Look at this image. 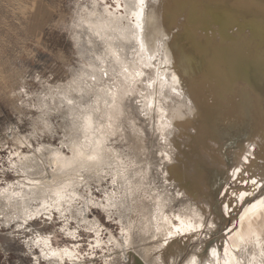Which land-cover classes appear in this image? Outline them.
I'll return each instance as SVG.
<instances>
[{"label": "bare ground", "instance_id": "1", "mask_svg": "<svg viewBox=\"0 0 264 264\" xmlns=\"http://www.w3.org/2000/svg\"><path fill=\"white\" fill-rule=\"evenodd\" d=\"M114 1L116 6L120 4L119 0ZM221 1L222 3H225V1L229 2L231 5H218L215 3ZM244 1L213 0V2H210L212 4H210L205 2V0H158L157 2L155 0H145V20L141 21L142 28L138 29L136 28L137 18L134 13L139 6L136 0H127V7L124 8L123 14L119 12L120 5L112 10L107 8L113 12L114 17L123 19L117 20L115 24L116 31H101L100 36H98L100 39L99 43L103 46L101 54L99 53L100 47L96 48L89 38H85V41L80 42L79 38H82L83 33H77L75 29L74 42L79 49L77 50L80 53L81 51L88 52L89 55L96 56L95 61L99 57V66L94 65L91 67L90 63H88L89 66L85 65L81 68L82 70L80 71L82 72H76L78 73L77 76H79V73L86 74V80L81 76H79V79L76 78L77 80H74L75 88L73 85V88H69L71 86L68 87L66 84L67 86L64 88H56L57 90L49 91V97L45 94L43 98L36 99L37 107L41 111L39 113L41 114L40 121L45 123L44 127L51 135L52 124L47 119L49 117V98L52 100L49 105L50 108H56L60 115L62 114V119H64V114L67 116L69 113L72 122L74 121L72 126L68 125L69 127L66 123H62L63 138H59V140L61 139L59 141L61 146L66 143L67 150L70 151V157L63 154L61 146L35 148L29 144L28 146L32 148L31 151H27V153L19 152L24 143L12 139L13 137L11 138L12 141H15V145L18 143V148L14 146L16 151L10 153L13 158L9 162V169L16 172V175H22L23 179L16 178L13 183L5 182L6 185L0 184V228L11 230L8 236L14 238L15 236L26 234L25 232L31 227L29 222L32 219L41 218L42 215L51 216L55 212L59 217L72 216V213H74V215L82 216L81 223L92 225L91 228L94 229L92 231L96 236L95 244L103 243L99 237L98 230L94 226L95 223L92 224L87 217H83L85 207H88L89 202L86 200L84 205L81 206L79 203L76 206L72 205L76 201V197L79 196L77 191L81 186L78 181H75L73 176L81 177L90 169V167L84 165L82 158L77 154L82 150L80 145L83 143L87 147L89 142H91V146L95 147L97 140H101L103 136V122L100 125L101 121L96 116L105 117L106 112L100 107V103L102 102L105 106V99L108 96H105L101 92L102 89H99V85L103 82L102 76L104 75L100 69L103 68L108 75L112 73L111 69H115L116 72L122 74L120 72L122 69L118 66L115 67L113 64V61L117 58L113 57L112 53L115 52L118 59L123 60L121 62L124 64L123 66L127 67L123 55L127 58L129 48L130 50H138V62L143 67H146V70L153 67L156 72V78L159 79V82L161 81L160 84L164 87V89H159L160 85L156 84L155 80L154 86H152V93H147L148 89H144V94L139 98L141 101L137 105L138 107L144 106L145 103V109L147 110L145 113L150 112L151 146L154 148L157 157L153 167H155L156 172L159 170L158 174L155 173V175L165 186L163 195H160L158 191L153 193L156 199H165L170 192L174 201H178L185 210H192L190 196L195 198L197 194L204 192V189L215 193L216 187L222 181V177H227L225 169L226 167L228 168L229 160H222L221 156L216 154L215 150L210 147V142H213L214 145H219L218 152H224L226 147H229L233 141H244L248 138L249 140L240 152L242 155L240 156L241 163L239 168L242 172L244 167H252L250 163L261 154L263 156L262 170H264V6H260L263 8L262 10H257V7L248 9ZM259 1L263 2V0ZM197 3H201L200 6L202 8L199 7V11L195 7ZM174 8H178V10L187 9L186 14L191 21L199 22L205 30H208L211 21L214 24H218L221 35L228 39L225 44L217 43L212 45L209 38H205V41L197 39L192 30L187 31L188 35L181 43V46L186 49L183 50L181 56L178 55L177 50H174L173 55L178 69L182 75L186 76H184L183 82H185L184 85L188 91L184 88L182 90L179 79L169 67L172 58H169L164 49L163 39L157 36L159 26L172 23V10ZM105 10L106 7L101 6L93 10L85 9L86 15L84 17L83 15L80 16L77 21H85L88 28L90 24L101 25L104 21L111 19L106 15ZM201 18L202 20H200ZM239 19H241V22H238ZM75 26L77 28L81 27L80 24H75ZM233 27H237L241 33L237 31L240 34L235 35V37L228 36L226 32L230 28L233 29ZM244 29H248L250 33L242 35ZM93 30L95 33L97 29L93 27ZM118 43H121L122 50L124 53L126 52L125 54L116 52V47L113 46H117ZM141 44L145 45L143 51ZM85 45H93V47L88 51ZM139 47L140 49H138ZM84 59H87V57ZM179 59L183 60L181 62L184 64L178 62ZM151 61L154 62L151 63ZM185 66L187 69H183ZM93 75L96 79L91 83L89 79ZM126 75L132 78V70L128 69V72L123 74V77ZM173 77H175V80H173ZM187 77L195 79H193L195 86H189V82L186 80ZM136 85L132 87L135 91ZM72 89L74 93H79L80 100H83L84 103L78 101L77 96L73 95ZM93 90L94 92H92ZM95 90H100V93ZM91 95L97 98L98 105H92ZM67 99L75 100L76 104H80L81 107L78 109L75 105H68ZM147 104L151 105V107H147ZM89 105L93 109H98L94 113L96 134L91 130H80L76 126L77 121L75 118L79 116L81 109H85ZM62 107L66 108V111H61ZM154 112L161 113L158 120L153 118L152 114ZM98 113H101L102 116ZM69 122L71 121L67 123ZM214 122L217 125L220 123V129L224 133L218 134L213 129L212 133L216 132L215 134L218 135L217 139L210 131H207L209 124ZM226 129L229 131L227 132ZM123 130L124 132H130L132 135L140 131L130 123H124ZM52 137L54 136L52 135ZM38 149L39 151H37ZM73 149H76V151L74 152ZM117 152L118 149L114 148L111 155L108 154V156H115L117 159ZM246 155L248 156L247 160H245ZM175 156L179 158L184 156L190 159L192 163L191 177L183 173L180 165V160L182 159L176 161ZM171 161L175 164L172 167L170 166ZM103 165L114 166L112 161L108 160L97 165V170L104 171ZM109 169L111 168L109 167ZM254 170L255 168L252 169V171ZM241 172L237 173L236 179L233 180L235 184L239 183ZM194 176L197 178L195 179ZM103 178L102 174L98 177V180L101 182ZM112 186L114 185L112 184ZM263 187L264 173L257 179L256 184L252 183L253 198L256 193H259L258 198L264 197V190L261 192ZM54 193H59V195H54ZM134 194L135 191L132 188H129L126 193L130 199V211L127 212L129 214L125 217L128 219L132 215L133 220L124 230L130 234L131 228H135L136 225L137 227H142L143 220L146 219V226L151 234L145 236V243L154 241L156 238H162L163 241V238L170 231L174 235L177 228H180L181 235L193 233V231L189 230V226L195 228L196 231L199 230L200 222L189 215L182 216V214L159 209L157 212H152L150 216L145 217L143 213L139 212L140 209L135 207ZM249 195L250 192L242 194L243 197H248ZM101 200L97 204L103 211L107 214L115 211L113 209L115 207L114 199L105 197L102 202ZM247 200L248 198H245L243 201ZM53 201H56V203H53ZM165 201L172 202L169 199ZM90 203L94 205L93 200ZM167 207L171 208L172 205L168 204ZM118 215L119 222L122 223L125 217ZM13 227L14 229H12ZM213 227L208 230L212 231ZM157 229L160 231H157ZM66 231L67 236L74 237L75 234L73 232H70V230ZM121 233L123 234L121 235L122 237L126 234L123 230ZM233 239L235 242L234 249L239 254V257L244 260V264H264V198L255 204L245 218L242 219L240 230L235 233ZM178 240L180 241V251L182 253L185 250V242L180 237ZM128 241L130 243L136 242L131 235ZM108 244L116 247L117 241L111 237L108 240ZM24 246L32 257L34 264L43 262L45 264H64L66 260L72 264H81L76 257V246L62 249L54 248L50 237L41 233L24 241ZM210 248L207 252L206 248H198L192 253V255H196L198 264L200 262L202 264L216 263L212 250L215 249L217 253L218 247L214 245ZM138 250H141L139 254L144 259L142 260L144 262L135 257L137 264H152L153 261L157 262V257L160 258V264H164L160 254L162 249L159 246H148L147 248L143 246V248L140 247ZM120 255V252L108 255L106 260H104V264L117 262L115 258L117 259ZM150 255H152V259L147 257ZM129 256L134 258L130 254Z\"/></svg>", "mask_w": 264, "mask_h": 264}, {"label": "rangeland", "instance_id": "2", "mask_svg": "<svg viewBox=\"0 0 264 264\" xmlns=\"http://www.w3.org/2000/svg\"><path fill=\"white\" fill-rule=\"evenodd\" d=\"M119 1V12L123 14L127 0ZM98 6L106 7L109 10L117 8L114 0H0V184L13 183L16 178L23 179L22 175H16V172L9 169V162L13 158L10 153L16 151L14 146L18 148V143L15 145V141L11 140L12 137V139L24 143L19 152L31 151L32 148L28 146L29 144L35 148L60 147L59 141L63 138L62 123H66L67 126L73 125L74 121L72 122L69 113L67 116L64 114V121L61 118L62 114L60 115L56 108H50L49 105L52 100L49 98V117L47 119L52 124L51 129L54 136L52 137L44 127L45 123L40 121L41 114L39 113L41 111L37 107L36 99L43 98L45 94L49 97V91L61 89L67 85L68 87L71 86L69 88H73L75 86L74 80L79 79V76L86 80V74L79 73L77 76L78 73L76 72H82L80 71L81 68L85 65L89 66L88 63L91 67L99 66L100 61H95L96 56L89 55L88 52L81 51L80 53L74 42L76 29L77 33H83L82 38H79L80 42L89 38L96 48L100 47L99 53L101 54L103 46L99 43L100 39L94 34L93 28L90 31L86 27L85 21H77L80 16L86 15L85 9L93 10ZM75 24H80L81 27L77 28ZM85 46L88 51L93 47V45ZM113 47H116L118 53H126L122 50L121 43ZM128 50L127 58L125 55L123 56L127 68L132 70V78L127 75L123 77L125 72L122 70L120 76L116 75V71L112 69V73L108 77L102 76L103 82L99 85V89H102L101 92L105 95L103 89L111 88L113 95L108 96L107 99H110V102L105 106L102 102L100 103V107L106 112L104 121L98 115L96 116L101 121L100 125L103 122L101 139L104 141L103 154L105 159L103 162L109 160L108 154L111 155L114 148L118 149V158L111 160L114 165L109 166L111 169L103 165L104 171H99L97 166H93L83 176H73L81 186L77 191L79 196L76 197V201L72 205L76 206L79 203L81 206L86 200L89 202L88 207H85L83 217H87L90 223H95L94 226L103 243L95 244L96 236L92 231V225L81 223L82 216L76 214L75 216L72 213V216L59 217L55 212L51 216L42 215L41 218L32 219L29 222L31 227L25 232V235L12 238L8 236L11 230L0 228V264H34L24 246V241L38 233L49 236L54 248L62 249L76 246V257L81 264H104L106 257L114 252L117 254L120 252L121 255L117 259L115 258L117 262L113 264H137L135 257L141 261L144 260L140 256L141 250L138 248L160 246L163 241L162 238H156L149 243L144 242L145 236L151 234L146 226V219L143 220L142 227L136 225L135 228H131L130 234L124 230L133 220L132 215L128 219L125 217L130 211V199L126 195L129 188L135 191L133 195V199L136 200L135 207L139 208V212L143 213L145 217L150 216L152 212L163 209L171 211V213L182 214V216L189 215L200 222L198 231L190 235L175 233L172 236L169 244L161 248L160 254L163 261L166 259L168 264H184L198 248H206L207 252L211 249L210 247L215 245L218 247L217 253L214 255L215 264L245 263L234 249L233 238L235 233L240 230L242 219L255 204L264 198L263 196L258 198L259 193H256L253 198L254 190L252 189V181H257L264 173L262 170L263 156L260 154L253 159L250 163L252 167H246L247 169L244 167L239 183L235 184L233 182L237 175L235 169L239 168L241 163L240 156L242 154L240 152L249 139L233 141L224 152H218L219 145L210 142V147L221 156L222 160H229L228 168L225 169L227 177H222L215 193L204 189V192L197 194L195 198L190 196L192 210H185L178 201L173 200V195L170 192L165 199H156L153 193L158 191L160 195H163L165 186L155 175V173L158 174L159 170L156 172L155 167H153L157 157L154 148L151 146L150 112L145 113L147 111L145 103L144 106L138 107L137 105L141 101L139 98L144 94V89H148L147 93H152L155 80L156 84L160 85L159 89H164V87L161 86V81L159 82V79L156 78L153 67L146 70V67L138 62V50H130V48ZM85 57L88 60L84 59ZM122 61V59H115L113 64L115 67L123 66ZM137 71L142 72L143 76H137ZM75 73L76 75H74ZM89 82L93 83L94 80L90 78ZM149 84L152 86L148 87ZM134 85H136L137 92L132 88ZM71 91L73 95L77 96L78 101L83 102L80 100L78 92L74 93L73 89ZM95 91L100 93V90ZM90 97L93 100L92 105H98L97 98L94 95ZM112 99H114V103L111 102ZM79 107H81L80 104L78 109ZM63 110L66 111V108L62 107L61 111ZM98 114L102 116L101 113ZM152 115L158 120L161 113L154 112ZM68 121L71 122L67 123ZM124 123H130L140 131L135 135L128 131L124 132ZM218 125L215 122L210 123L209 128H207V131H210L215 138L218 135L215 134L216 132L212 133L213 129L218 134H224ZM59 138L61 139L59 140ZM61 147L63 154L70 157L66 143ZM175 159L176 161L182 159L180 160L182 171L191 177L192 163L190 159L184 156L183 158L175 156ZM173 165H175L173 162L170 163L171 167ZM254 168L255 170L252 171ZM121 173L125 178L121 177ZM102 174L104 178L100 182L98 177ZM114 178L115 182H113ZM194 178L197 177L194 176ZM263 190L264 187L261 192ZM247 192H250V195L243 197L242 194ZM105 197H110L115 202L113 208L115 211L110 214L103 211L97 204L101 199L102 202ZM245 198L248 200L243 201ZM166 199L172 200V202H167ZM91 200H93L94 205L90 203ZM168 204H171L172 207L168 208ZM118 214L125 217L122 223L119 222ZM209 224L215 225L212 231L208 230ZM66 230L73 232L74 237L67 236ZM122 230L126 233L123 237L121 236L123 235ZM130 235L136 242L130 243L128 241ZM111 237L116 239V247L108 244ZM179 237L185 242V250L182 253ZM126 240L128 241L127 245L125 244ZM201 253L203 252L201 251ZM129 254L134 258L128 257ZM147 257L152 259V255ZM155 263L157 264V262H152V264ZM64 264L72 263L66 260Z\"/></svg>", "mask_w": 264, "mask_h": 264}, {"label": "snow or ice", "instance_id": "3", "mask_svg": "<svg viewBox=\"0 0 264 264\" xmlns=\"http://www.w3.org/2000/svg\"><path fill=\"white\" fill-rule=\"evenodd\" d=\"M136 3L138 4L139 7H138V10L134 13V15H136V18H137L136 28L139 29V28H142L141 21L145 20V14H144L145 0H136ZM117 7H119V4H117ZM125 7H127V5ZM105 11H106V15L108 17H110L111 19L104 21L101 25H91V24L89 25L90 31L92 30L93 27H95L97 29L94 33L97 36H100L101 31H109V30L110 31H116L115 24H116L117 20L123 19L121 17H114L113 12L109 11L107 8ZM144 48H145V45L141 44L142 51L144 50ZM112 56L116 57L118 59L115 52L112 53ZM99 59L100 58L97 57V60H99ZM119 67H121L123 72H125V73L128 72L127 67L122 66V65ZM113 70L115 71V69H113ZM100 71L103 72L105 77L108 76V73L106 71H104L103 68H101ZM116 75H120V73L116 72ZM136 75L137 76H143V73L137 71ZM91 79L95 80L96 77L93 75L91 77ZM129 80H130V78H129ZM173 80H175V77H173ZM74 83H75V81H74ZM151 86H152L151 84L148 85V87H151ZM103 91H105L106 96L110 97L111 92H112L111 88L103 89ZM109 102H110V99H105V104H108ZM111 102L114 103V99H112ZM137 103H139V101H137ZM67 104L70 106L75 105L76 107H78V105L76 104V101L73 99H67ZM148 107H151V105H148ZM97 111H98V109H93L91 105H89L85 109H81L79 116H77L75 118L77 121L76 126L80 130H84V131L91 130L94 134H96L97 129L95 128L94 113ZM101 119H103V117H101ZM86 140H87V137H86ZM103 143H104V141L98 139L95 147L91 146V142H89L87 147L83 143L80 145L82 150L80 152H78L77 154L82 158L85 166H87V167L97 166V165H100L104 161L105 157L103 154ZM73 150H74V152L76 151V149H73ZM37 151H39V149ZM247 158H248V156L246 155L245 160H247ZM114 159H115V156L109 157V160H114ZM235 171H236V173H240L241 169L237 168V169H235ZM120 175L122 178H125L122 173ZM113 182H115V178H114ZM252 183L256 184V180H253ZM54 195L58 196L59 193H54ZM241 198H243V197H241ZM53 203H56V201H53ZM208 227L211 228V227H213V225L209 224ZM189 230L193 231V232L196 231V229L192 228L191 226H189ZM157 231H160V230L157 229ZM176 233L182 234L180 228L176 229ZM172 235H173V233L170 231L168 233V235L163 238V244H161L159 246V248H164L166 245H168L169 240L172 238ZM153 238L155 239V237H153ZM127 243H128V241L126 240L125 244L127 245ZM157 251H159V249H157ZM212 251H213V255H215L216 250L213 249ZM157 264H160V258L159 257H157ZM164 264H168L166 259L164 260ZM184 264H198L196 255H192L189 259H187L184 262ZM200 264H202V262H200Z\"/></svg>", "mask_w": 264, "mask_h": 264}, {"label": "water", "instance_id": "4", "mask_svg": "<svg viewBox=\"0 0 264 264\" xmlns=\"http://www.w3.org/2000/svg\"><path fill=\"white\" fill-rule=\"evenodd\" d=\"M157 1L158 0H155V2H157ZM242 1H244V0H241V2ZM205 2L210 3V2H213V0H205ZM215 3H217L218 5H221V4H224L226 6L231 5L229 2H226V1H225V3L224 2L222 3V1L221 2H215ZM200 4L201 3H197L195 5V7L198 9V11H199V7H201ZM210 4H212V3H210ZM244 4H246L248 9L257 7L256 8L257 10H262L263 8H261L260 6H264V0L262 3L259 0H245ZM235 9H237V8H235ZM186 11H187V9L178 10V8H176V9L174 8L172 10V14H173L172 15L173 19L171 21L172 23H170L169 25L159 26L157 36L159 38L163 39L164 49L167 52V54L169 55V58L170 59L172 58V60L170 61L169 67H171V69L176 74L177 78L179 79V83L181 84L182 90L184 88L188 91L187 87H185V85H184L185 82H183V78L185 75H182V73L178 69L177 64H176V59L174 58V55H173L174 50L175 51L177 50L178 55L181 56V54L183 53V50L186 49V48H183L181 46L182 45L181 43L184 40V38L187 37V35H188L187 31L192 30L194 32V34L196 35L197 39H203L205 41V38L206 39L209 38L212 45L217 44V43H224L225 44L228 41V39L221 35V33L219 31L218 24H214L211 21L210 27L208 28V30H205L201 27L199 22L191 21V19L186 14ZM257 18H259V17L257 16ZM200 20H202V18ZM238 22H241V19H239ZM201 24H202V21H201ZM237 31H238L237 27H233V29L232 28L228 29L226 34L228 36L235 37V35H238L241 33L240 31H238L240 33H238ZM249 33H250V31L248 29H244V32L242 33V35H247ZM180 56H179V58H181ZM181 61H183V60L179 59L178 62H181ZM181 63H183V62H181ZM183 69H187L186 66L183 67ZM193 79L194 78H189V77H187V79H186L189 82L190 87L195 86V82H194L195 79L194 80Z\"/></svg>", "mask_w": 264, "mask_h": 264}]
</instances>
